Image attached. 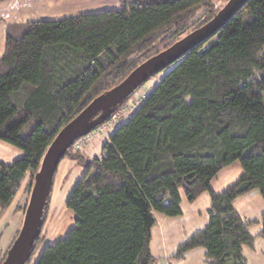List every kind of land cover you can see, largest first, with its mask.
I'll use <instances>...</instances> for the list:
<instances>
[{
  "label": "trees",
  "instance_id": "16d2710c",
  "mask_svg": "<svg viewBox=\"0 0 264 264\" xmlns=\"http://www.w3.org/2000/svg\"><path fill=\"white\" fill-rule=\"evenodd\" d=\"M224 6L214 0H120L118 8L99 13L9 26L0 58V140L23 155L11 164L0 161V206L12 201L28 174L31 192L50 144L89 103ZM163 70L100 156L82 161L75 144L68 148L63 159L86 166L67 202L75 227L47 245L35 264H158L150 247L154 212L181 215L182 192L189 202L210 193L209 221L169 258L203 248L209 264H249L244 248L264 238V212L245 220L235 200L255 190L264 199V0H248ZM236 160L241 175L216 193L213 179ZM256 222L261 228L253 234Z\"/></svg>",
  "mask_w": 264,
  "mask_h": 264
},
{
  "label": "rangeland",
  "instance_id": "374dc122",
  "mask_svg": "<svg viewBox=\"0 0 264 264\" xmlns=\"http://www.w3.org/2000/svg\"><path fill=\"white\" fill-rule=\"evenodd\" d=\"M82 3H87L85 0H80ZM91 7L82 9L75 13L59 17L58 19L67 18L71 16H78L81 14L99 13L105 10L115 9V7H107L95 5L93 2H88ZM217 6L225 5L223 0H214ZM59 6V5H58ZM118 8V7H117ZM64 16V15H63ZM9 20L10 17L6 16ZM42 20H56L52 15L41 12L33 16H25L23 22L42 21ZM167 70L153 76L149 81L144 83L140 90L133 96L127 106L123 108L118 115L114 116L107 124L98 130L91 132L75 141V149L80 151L81 160L87 161L94 156L102 154L104 143L109 139L114 129L120 124L125 123L133 114L135 108L142 100L139 99L141 93L151 91L161 80ZM73 144V145H74ZM75 151V150H74ZM86 166L78 164L76 161L66 157L61 160L57 166V171L53 178V185L51 189L48 208L46 211V218L42 227L41 241L26 264H35L43 249L50 244H54L60 239H63L67 233L75 227V214L67 206L69 196L71 195L76 183L84 175ZM242 173V167L239 160H236L224 167L217 176L213 179L214 182L221 183L222 189H217L216 193L222 192L227 186L232 184ZM27 177L30 178L28 174ZM32 191V190H31ZM27 200L25 209L30 199L29 190L27 191ZM18 196L14 198L11 208L6 212L5 216L0 221V261L4 258L11 240L15 235V230L20 222L21 215L16 211V207L20 204ZM182 210L183 213L178 216H166L164 214L154 212L156 224L152 229V237L150 240V247L153 255L163 256L172 255L177 246L186 241L195 232L203 229L209 221V208L211 206V195L209 192L201 195L194 203L189 202L182 192ZM236 208L245 220L260 218L264 212V199L255 190L249 195H245L238 199L235 203ZM261 228L260 223H252L250 231L256 234ZM13 242V241H12ZM254 248L245 247L244 253L249 264H264V238L256 237ZM197 252L189 253L186 260H178L171 258V264H209L205 257H202L203 248H198ZM171 257V256H170ZM158 264H161L158 262Z\"/></svg>",
  "mask_w": 264,
  "mask_h": 264
},
{
  "label": "water",
  "instance_id": "95a60500",
  "mask_svg": "<svg viewBox=\"0 0 264 264\" xmlns=\"http://www.w3.org/2000/svg\"><path fill=\"white\" fill-rule=\"evenodd\" d=\"M247 1L229 0L212 20L139 65L121 83L96 97L79 115L59 131L44 156L39 172L35 175L30 199L25 209L23 225L7 251L2 264L27 263L35 240L41 234L43 213L51 193L56 168L68 148L76 140L89 135L94 128L104 124L112 115L113 109L147 82L150 77L173 64L194 46L216 33ZM98 113L100 114L96 116Z\"/></svg>",
  "mask_w": 264,
  "mask_h": 264
},
{
  "label": "crops",
  "instance_id": "0c3cea01",
  "mask_svg": "<svg viewBox=\"0 0 264 264\" xmlns=\"http://www.w3.org/2000/svg\"><path fill=\"white\" fill-rule=\"evenodd\" d=\"M85 2L87 3H82V1L80 0H9L6 2H0V58L3 56L5 52L6 39H7L9 26L26 23V22H23V23L21 22L25 16H33L41 12H44V14L52 15L54 19L60 20L58 19L59 17H65V15H69L77 11H81L82 9L91 7V5H85V6L82 5V4H89L88 2H93L95 4L93 6L101 5V6H104L105 8L115 7V9L119 7V4H120V0H85ZM6 16H9L11 20H9ZM71 17H74V16H71ZM62 19H65V18H62ZM22 155H23V152L19 148L0 140V161L5 162L7 164H11L16 159L21 157ZM28 180L29 179L26 175V177L21 182L14 196V198H16L17 196L19 198L18 200L20 204L15 209L21 215V219H20V222L18 221L19 224L15 230V235L13 237V240L16 236V233L18 232V230L21 229L23 225L24 216H25V206H26L25 201L27 200L26 198L28 194L27 192ZM212 187L214 191L217 192V189L219 190L222 189L221 188L222 184L214 182V185L212 183ZM14 198L5 207L2 208L0 206V221L5 216L6 212L11 208ZM240 198L241 197L237 198L235 200V203ZM194 202H191V203H194ZM13 240H11V243ZM197 250L199 249H195L189 253L197 252ZM188 254L183 259L186 260ZM170 256L171 255L169 256L163 255V256H156V257L160 258L159 262L161 264H171L170 261H167L170 259L169 258ZM202 257H205V250H203Z\"/></svg>",
  "mask_w": 264,
  "mask_h": 264
},
{
  "label": "built area",
  "instance_id": "2783aa9c",
  "mask_svg": "<svg viewBox=\"0 0 264 264\" xmlns=\"http://www.w3.org/2000/svg\"><path fill=\"white\" fill-rule=\"evenodd\" d=\"M144 97H145V93H141V96L139 99L144 98Z\"/></svg>",
  "mask_w": 264,
  "mask_h": 264
}]
</instances>
